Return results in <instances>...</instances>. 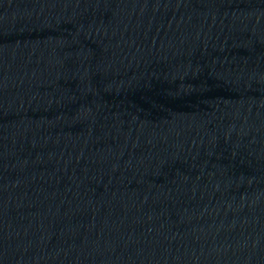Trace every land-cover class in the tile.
<instances>
[{"label": "water", "instance_id": "obj_1", "mask_svg": "<svg viewBox=\"0 0 264 264\" xmlns=\"http://www.w3.org/2000/svg\"><path fill=\"white\" fill-rule=\"evenodd\" d=\"M0 117L264 218V0H0Z\"/></svg>", "mask_w": 264, "mask_h": 264}]
</instances>
